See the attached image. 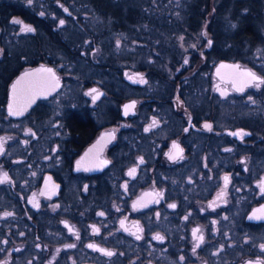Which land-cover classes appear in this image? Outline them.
I'll return each instance as SVG.
<instances>
[{"label":"flooded vegetation","instance_id":"flooded-vegetation-1","mask_svg":"<svg viewBox=\"0 0 264 264\" xmlns=\"http://www.w3.org/2000/svg\"><path fill=\"white\" fill-rule=\"evenodd\" d=\"M25 8L0 11V16L37 29L26 21ZM29 13L44 19L46 12ZM43 45L62 52V58L74 49L68 43ZM212 48L211 40L200 52L210 62L204 94L183 90L199 59L195 53L193 64L179 63L170 87L150 92H138L143 83L129 77L146 78L128 70L120 71L118 90H107L101 74L85 76L89 55L83 53L82 94H64L63 103L60 95L69 77L63 73L65 61L38 57L17 70L0 94V138H5L0 176L8 174L0 183V264H264L263 114L257 112V121L250 122L239 116L247 109L229 106L254 84L237 91L230 73L223 72L221 79L216 66L220 61L249 66L228 53L214 54ZM40 65L53 67L61 87L39 96L23 114L10 115L13 80ZM91 89L102 93L95 102L87 95ZM109 98L113 103L106 105ZM132 102L135 108L125 115L124 106ZM32 114L35 122L25 123ZM153 119L157 125L145 131ZM240 130L248 135H231ZM174 142L183 149L182 159L168 156ZM132 168L136 173L129 176ZM222 191L225 195L217 200ZM151 193L163 195H146ZM142 198L147 206L134 209ZM194 228L204 236L195 251ZM157 234L164 239H154Z\"/></svg>","mask_w":264,"mask_h":264},{"label":"rangeland","instance_id":"rangeland-1","mask_svg":"<svg viewBox=\"0 0 264 264\" xmlns=\"http://www.w3.org/2000/svg\"><path fill=\"white\" fill-rule=\"evenodd\" d=\"M81 1L84 0H32L29 4L28 0H0V8L9 9L8 12L23 10L24 5L29 12H46L45 22L54 28L51 38H44L47 44L68 43L67 48L74 47L73 50L69 49L67 57L62 58V52L43 45L42 32L23 33L19 24L13 23L14 18L0 16L4 53L0 60L3 71L0 73V91L15 75H10L14 68L19 70L38 57H59L65 61L61 66L63 73L69 76L60 102H64V94L79 96L83 91V53L89 55V74L85 76L97 78L101 74L107 90H118L121 86L120 71L128 70L146 78V84L143 83L138 92L159 91L173 84L176 77L174 70L179 68V63H194L195 53L199 59L189 71L183 90L184 94H204L209 89V76L206 73L210 62H205L200 52L211 40L214 54L228 53L233 60L264 75V0H210V3L205 0L195 8L193 6L197 0H117L124 16H131L133 12L135 18L139 17L143 22L132 24L124 17L125 26L114 28L110 23L118 25L122 19H109L102 26L101 15L95 12L92 3ZM203 13H207V16L202 21L199 17ZM61 20L65 21L63 25L60 24ZM246 26L255 31L252 34L255 38L244 33L237 41L238 29ZM109 55L113 59L109 66L113 67L97 66L98 63L107 62ZM215 61L212 59V63ZM3 73H8L6 79ZM245 94L229 106L249 110V114H245L248 112L245 110L239 116L247 117L250 122L257 121V112L261 111L264 122V84L259 88L254 85ZM112 103L113 99H107L106 105ZM35 117L32 114L24 122H35Z\"/></svg>","mask_w":264,"mask_h":264},{"label":"snow or ice","instance_id":"snow-or-ice-1","mask_svg":"<svg viewBox=\"0 0 264 264\" xmlns=\"http://www.w3.org/2000/svg\"><path fill=\"white\" fill-rule=\"evenodd\" d=\"M28 3L31 4L32 3V0H28ZM65 11H67V9H64ZM40 15H44L43 12L40 13ZM13 23L15 24H19L21 25L20 27V31L23 32V33H28V32H35V28L32 27L31 25L29 24H25L23 21L19 20V19H15L13 20ZM65 23L64 20H61L60 21V24L63 25ZM209 43V46L211 45V41L208 42ZM185 63H187V61H185ZM220 68L223 69V68H232V69H235V70H239V65H220ZM38 72H44V73H47L48 74V80H47V84L50 88L54 89L55 87H57L59 85V79L55 76V73L53 72L52 69H45V68H41L39 70H37ZM30 75H33L32 73H25L24 76H22L20 78V80H18L16 82V84L13 85V103H11L9 105V114L10 115H21L23 113V110L24 108L26 107L25 106H20L17 104L16 102V92H17V86L19 84H21L22 81L25 80L26 77L30 76ZM217 75L219 76L220 75V69L217 70ZM239 75L241 77H244L243 81L241 82L240 86L236 88L237 91H243L244 90V87L247 86V85H250V84H254L255 87L259 88L262 84H264V77H260L258 76L257 74H255L254 72H252L251 70H244L243 72H240ZM129 79H138V82L139 83H146V81L142 78V76H139L137 78H134V77H129ZM221 79H223V76H221ZM217 90L218 91H221L222 94H226L223 92V90H221L219 88V86H217ZM42 94H46V92L42 93ZM95 94V95H93ZM87 95H91L92 98H93V102H95V100L99 99L100 95H102V93H100L97 89H91ZM135 108V102H132L131 104H128V105H125L124 106V109H125V112L124 114L127 115L128 112L132 109ZM157 125V121L155 119H153L152 121V124L149 125V128L148 129H145V131H148L150 130V128L152 127H155ZM205 128H208L209 130L211 129V125L209 124H205L204 125ZM30 131V130H29ZM231 135H234V136H239L241 139H243V137L245 135H248V133H245L243 130H240L238 132H234V133H231ZM4 140L5 138H0V153L3 152V145H4ZM173 151H170L168 153V156L171 160H177V159H182L183 156H182V153H183V149L180 148V146L178 144H176L175 142L173 143ZM140 162L143 163V158H140ZM103 163H107L106 161L103 162ZM81 166V162L78 161L77 162V167L79 168ZM136 173V169L135 168H132L129 170L128 172V175L129 176H134ZM8 180V174L5 172L2 174V176H0V183H3L5 181ZM224 183H225V188L227 187L228 183H229V177L226 175L224 177ZM125 187H127L125 185ZM260 187H261V191H264V181H261L260 182ZM146 195H159V196H162L163 194L162 193H151V194H146ZM225 195V192H221L217 195V200H220L222 199V197ZM158 202V201H157ZM32 203L34 204V206L36 207H39V204L38 202L36 201L35 199V196H33L32 198ZM215 205V202H213L212 204H210V207H213ZM146 203L143 201V198L140 200V201H137L134 205H133V208H137V207H146ZM169 207H172V208H175L176 205L175 204H171L169 205ZM4 215H12V213H5ZM99 215H104V213H99ZM256 218H260V217H256ZM185 219H187V217H185ZM124 225V222L121 221V226ZM94 227V230L95 231H99V229H95V226ZM71 230V229H70ZM137 231H142V229H139L137 227ZM200 229L199 228H194L192 230V236H193V239L196 241V244L193 248V251H195V248L196 247H199V245L201 243H203L204 241V236L202 234L198 235V233H200ZM141 237L139 235H137V239H140ZM154 239L156 240H163L164 237L157 234ZM67 247H75V245H68ZM88 247H95L94 245H88ZM100 251L104 252L106 255L108 256H112L113 253L111 251H107L105 249H100ZM181 259H183V257H181Z\"/></svg>","mask_w":264,"mask_h":264},{"label":"water","instance_id":"water-1","mask_svg":"<svg viewBox=\"0 0 264 264\" xmlns=\"http://www.w3.org/2000/svg\"><path fill=\"white\" fill-rule=\"evenodd\" d=\"M0 57H1V49H0ZM239 65V70H235L232 68H220V65ZM41 68H45V69H52L54 72L53 67L48 66V65H40V66H36L27 70L22 71L21 73H19L15 79L13 80L11 86H10V95H11V103H13V85L16 84V82L18 80H20V78L22 76H24L25 73H32L33 75H30L28 77L25 78L24 81L21 82V84H19L17 86V92H16V102L18 105L20 106H25L23 110V113L25 111H27V109L29 107H31L36 99L41 96V95H45L42 94L44 92H46V94H50L53 93L54 91L58 90L61 87V82L59 81V85L57 87H55L54 89L50 88L47 84V80H48V74L44 73V72H38L37 70L41 69ZM220 69V75L219 77H221V75L224 77V73L228 72L230 73V79H233L234 81V87L237 88L240 86L241 82L243 81L244 77H241L239 75L240 72H243L244 70H251L252 72H254L255 74H257L260 77V74L256 73L255 71H253L250 67H241L239 63L236 62H230V61H220L215 69V72L217 74V70ZM224 72V73H223ZM223 73V74H222ZM56 76V74H55ZM252 85V84H250ZM249 86V85H247ZM245 86L244 89L247 87ZM21 94V97H20ZM19 102V103H18ZM22 113V114H23Z\"/></svg>","mask_w":264,"mask_h":264},{"label":"trees","instance_id":"trees-1","mask_svg":"<svg viewBox=\"0 0 264 264\" xmlns=\"http://www.w3.org/2000/svg\"><path fill=\"white\" fill-rule=\"evenodd\" d=\"M67 1H69V0H67ZM73 1H75V0H73ZM84 1H86V0H84ZM84 1H81V2H84ZM204 1L205 0H197L196 1V4L193 6V8L198 7L200 4H203ZM206 1L210 3V0H206ZM90 2L92 3L93 9L95 10V12H97L98 15H101V17H100L101 19L100 20H101V25L102 26L105 23H108L107 21L109 19H115L116 18V19H122V20L119 22L118 25H117V23H115V24L114 23H110L111 27H113V28L114 27H118V26L124 27L125 26V23L123 22L124 17H127V19H129V23L131 22L132 24L133 23H136V22L137 23H142L143 22V20H141L139 17H136L135 18L133 12H132V15L131 16H128V15H125L124 16L123 11L121 10L122 8L119 7L117 0H91V1L88 0V3H90ZM78 4H84V3H78ZM0 7H2V4L0 5ZM0 10L10 11L9 9H6V8H0ZM206 10L208 11V9H206ZM17 11H19V10H17ZM17 11H16V13H17ZM191 13H193V12L191 11ZM206 16H207V13H205V14L203 13V15H201L199 17V20H202V21L205 20L206 19ZM26 18H27L26 21L30 22L31 24L33 23V25L37 26V30L38 31L36 30V32H39V33L42 32V33H40L41 39H42V41L45 44H47V41L44 40V38H47V37L51 38V35L54 33L53 32L54 28L51 27L49 24H47V22H45V19H38L35 15H31L29 12L26 13ZM195 21H196V17H195ZM38 22H39V26L42 25L45 28L44 29L42 26H40V27H42V29L44 31H42V30L39 31L40 29H39V27L37 25ZM173 31H170V32H173ZM238 31H239V35L237 37V41L241 37V35L244 34V33H246L247 36H249V37H250L249 34L252 35V34L255 33V31H253L252 28L247 27V26L244 27V29L243 28H239ZM250 38H252V37H250ZM253 38H255V37L253 36ZM219 40L220 41H223L221 39H219ZM55 43L56 42H53L52 44H55ZM107 59H108L107 62L104 61L105 68L106 67H113V66H109L110 62L113 61L112 55H109V58L107 57ZM16 70L17 69L14 68L13 71L10 73V75L12 73L13 74L14 73L16 74V72H17ZM2 72L3 71H1V69H0V73L1 74H2ZM6 74L8 75V73H3V76H5V79H6ZM2 93L5 94V88H4V90L1 88L0 94H2Z\"/></svg>","mask_w":264,"mask_h":264}]
</instances>
